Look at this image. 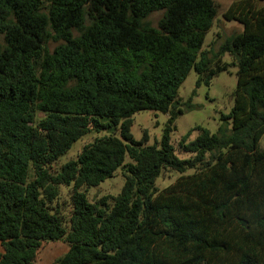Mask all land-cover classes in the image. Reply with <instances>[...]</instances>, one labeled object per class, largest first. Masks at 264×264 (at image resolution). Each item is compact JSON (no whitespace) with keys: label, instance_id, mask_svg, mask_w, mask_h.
<instances>
[{"label":"trees","instance_id":"obj_1","mask_svg":"<svg viewBox=\"0 0 264 264\" xmlns=\"http://www.w3.org/2000/svg\"><path fill=\"white\" fill-rule=\"evenodd\" d=\"M217 13L213 0H0V264H34L53 242L69 246L54 264H264V0L235 1L223 17L242 31L202 51ZM226 54L233 107L214 134L188 132L181 160L173 125ZM142 112L169 116L160 142L135 141ZM118 170L121 192L89 201Z\"/></svg>","mask_w":264,"mask_h":264},{"label":"rangeland","instance_id":"obj_2","mask_svg":"<svg viewBox=\"0 0 264 264\" xmlns=\"http://www.w3.org/2000/svg\"><path fill=\"white\" fill-rule=\"evenodd\" d=\"M213 1L217 5L218 13L213 27L205 38L202 51L217 52L225 39L239 34L242 31V27L238 23L228 22L223 17V14L227 11V9L237 0ZM160 17L161 14L156 13L150 18L153 26H156ZM220 63L229 65L228 70L215 76L209 82L208 86L201 85L196 89L195 87L198 76L195 71H191L179 91L181 102L186 103L196 89V94L193 98V104L196 108L187 111L184 115L178 117L173 125L174 131H172L170 135L171 143L174 148V154L181 160H188L193 156L180 147L182 139L188 134V132L195 127H202L208 129L212 134H214L221 125V117L223 115H228L233 107L234 91L237 84V66L234 59L228 54L222 56ZM168 119L169 116L152 112H142L136 114L133 117L134 122L132 126V135L135 141H141L144 133L146 132L148 136L147 145H153L160 142ZM200 134L201 132L199 131H193L191 135L188 136L186 144L194 141L198 136H200ZM105 135H107V132H102L100 134L93 133L75 143L67 155L62 157L60 161L52 166V173L59 172L61 167L68 161L76 160L83 146L90 144L96 138L103 137ZM259 148H264V136L259 142ZM122 173V170H118L113 178L106 180L99 187L88 189L87 196L89 201L95 202L103 197L118 195L124 185V177ZM180 176L181 175L177 172H162L156 181L157 189L159 191L164 190L173 184ZM70 193L71 187H60V202L65 203L68 200ZM68 213L69 210L65 215L68 216ZM53 248V245L46 246L44 250L42 249V251H44L43 254L40 255L43 256Z\"/></svg>","mask_w":264,"mask_h":264},{"label":"crops","instance_id":"obj_3","mask_svg":"<svg viewBox=\"0 0 264 264\" xmlns=\"http://www.w3.org/2000/svg\"><path fill=\"white\" fill-rule=\"evenodd\" d=\"M48 245L49 246L53 245L54 248L51 249L49 252L45 253L43 256H41V255L43 254L44 251L41 250V252L39 253V255L40 254L41 255L37 256L34 264H54L57 259L64 256L69 250V246L63 242L47 243V244H45L44 248ZM44 248H43V250H44Z\"/></svg>","mask_w":264,"mask_h":264}]
</instances>
